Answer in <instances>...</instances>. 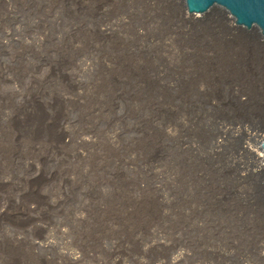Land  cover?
<instances>
[{
  "label": "rangeland",
  "instance_id": "1",
  "mask_svg": "<svg viewBox=\"0 0 264 264\" xmlns=\"http://www.w3.org/2000/svg\"><path fill=\"white\" fill-rule=\"evenodd\" d=\"M263 139L227 13L0 0V264H264Z\"/></svg>",
  "mask_w": 264,
  "mask_h": 264
},
{
  "label": "water",
  "instance_id": "2",
  "mask_svg": "<svg viewBox=\"0 0 264 264\" xmlns=\"http://www.w3.org/2000/svg\"><path fill=\"white\" fill-rule=\"evenodd\" d=\"M187 14H204L210 10L227 13L234 24L245 30H255L264 38V0H182ZM264 157V139L260 142Z\"/></svg>",
  "mask_w": 264,
  "mask_h": 264
},
{
  "label": "bare ground",
  "instance_id": "3",
  "mask_svg": "<svg viewBox=\"0 0 264 264\" xmlns=\"http://www.w3.org/2000/svg\"><path fill=\"white\" fill-rule=\"evenodd\" d=\"M211 11V10H210ZM197 14V13H196ZM232 19V18H231ZM233 21V20H232ZM242 28V27H241ZM263 38V37H262ZM250 149V148H249ZM252 153H254V156L256 160H258L256 163H258V166L260 167V169L264 170V157L261 156L260 154H258L257 152H255L253 149H251ZM263 161V162H262ZM35 191V190H34ZM6 198L5 200H9L8 202L12 201V200H16L17 198L13 197V190L12 188L6 190ZM36 205V204H35ZM33 207V206H32ZM35 209V207H34ZM36 210V209H35Z\"/></svg>",
  "mask_w": 264,
  "mask_h": 264
}]
</instances>
